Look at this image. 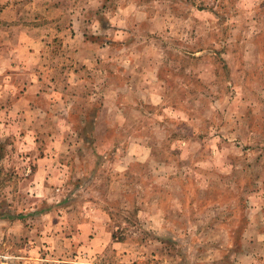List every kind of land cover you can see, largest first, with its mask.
Listing matches in <instances>:
<instances>
[{"label": "rangeland", "instance_id": "1", "mask_svg": "<svg viewBox=\"0 0 264 264\" xmlns=\"http://www.w3.org/2000/svg\"><path fill=\"white\" fill-rule=\"evenodd\" d=\"M8 52L0 264H264V0H0Z\"/></svg>", "mask_w": 264, "mask_h": 264}, {"label": "crops", "instance_id": "2", "mask_svg": "<svg viewBox=\"0 0 264 264\" xmlns=\"http://www.w3.org/2000/svg\"><path fill=\"white\" fill-rule=\"evenodd\" d=\"M17 46L20 48L24 46V44L19 43ZM10 55V52H8L5 56H3L2 60H0V64L5 65V67L1 70L2 84H0V94L7 97H19L17 99L21 101L22 99H25L30 95H35L39 92V88L37 87L39 78L32 76V74L26 70L13 73L9 72V74H7L10 65H13L11 63L17 62L16 60L18 58L16 55V57L12 59L10 58ZM20 62L21 61L19 59L18 64H20Z\"/></svg>", "mask_w": 264, "mask_h": 264}, {"label": "trees", "instance_id": "3", "mask_svg": "<svg viewBox=\"0 0 264 264\" xmlns=\"http://www.w3.org/2000/svg\"><path fill=\"white\" fill-rule=\"evenodd\" d=\"M25 216V213H18L17 215H15L16 218H22ZM0 218H3V219H11V218H14V214H10L9 212H4L2 214H0Z\"/></svg>", "mask_w": 264, "mask_h": 264}]
</instances>
